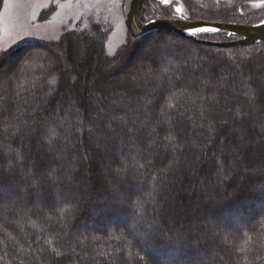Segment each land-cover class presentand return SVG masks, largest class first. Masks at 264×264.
Masks as SVG:
<instances>
[{"label":"trees","instance_id":"16d2710c","mask_svg":"<svg viewBox=\"0 0 264 264\" xmlns=\"http://www.w3.org/2000/svg\"><path fill=\"white\" fill-rule=\"evenodd\" d=\"M256 1L179 0L246 24ZM155 16L174 14L144 0ZM106 39L0 54V264H264V42Z\"/></svg>","mask_w":264,"mask_h":264},{"label":"rangeland","instance_id":"374dc122","mask_svg":"<svg viewBox=\"0 0 264 264\" xmlns=\"http://www.w3.org/2000/svg\"><path fill=\"white\" fill-rule=\"evenodd\" d=\"M257 3L259 0L250 4V8L264 13V4L254 7ZM123 4L124 0H7V3L0 0V54L25 42H54L68 31H89L101 25L107 30L106 48L112 55L129 34ZM167 6L174 14V6ZM177 6L186 17L182 4L179 2ZM173 17L181 18V15Z\"/></svg>","mask_w":264,"mask_h":264},{"label":"water","instance_id":"95a60500","mask_svg":"<svg viewBox=\"0 0 264 264\" xmlns=\"http://www.w3.org/2000/svg\"><path fill=\"white\" fill-rule=\"evenodd\" d=\"M144 0H124V22L133 37H140L146 33L165 30L192 40L198 44L213 47H231L237 45H254L264 42V19L255 24L240 22H224L209 20H191L177 17L156 16L149 21L140 19V11ZM197 28H213L216 31L199 32L193 34ZM209 34H226L236 36L237 39L218 41L202 39L198 36Z\"/></svg>","mask_w":264,"mask_h":264},{"label":"snow or ice","instance_id":"6c2138e0","mask_svg":"<svg viewBox=\"0 0 264 264\" xmlns=\"http://www.w3.org/2000/svg\"><path fill=\"white\" fill-rule=\"evenodd\" d=\"M5 3H7V0H5ZM159 3L161 5H172V6H174V14H180L181 18L186 19V17L183 16L182 8L180 6H177L179 4V0H159ZM262 4H264V0H259V3L254 4V7H260ZM209 31H216V29H213V28H197V29L193 30V34H196L199 32H209ZM0 51H2V50H0ZM249 99L250 100L254 99V97L250 95ZM170 139H172V138H170ZM246 243L247 242H245V246H246ZM240 250L243 251L244 248L242 247Z\"/></svg>","mask_w":264,"mask_h":264}]
</instances>
